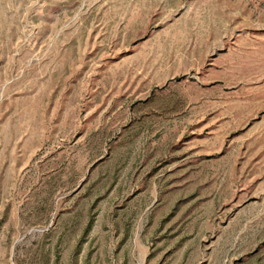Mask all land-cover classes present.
Returning a JSON list of instances; mask_svg holds the SVG:
<instances>
[{"label": "rangeland", "instance_id": "374dc122", "mask_svg": "<svg viewBox=\"0 0 264 264\" xmlns=\"http://www.w3.org/2000/svg\"><path fill=\"white\" fill-rule=\"evenodd\" d=\"M0 264H264V0H0Z\"/></svg>", "mask_w": 264, "mask_h": 264}]
</instances>
